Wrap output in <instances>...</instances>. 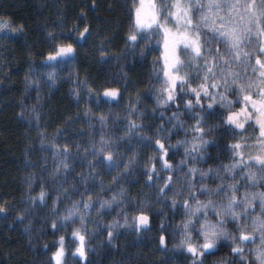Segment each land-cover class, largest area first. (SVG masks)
<instances>
[{"label": "trees", "instance_id": "1", "mask_svg": "<svg viewBox=\"0 0 264 264\" xmlns=\"http://www.w3.org/2000/svg\"><path fill=\"white\" fill-rule=\"evenodd\" d=\"M131 4L132 0H0V18L23 25V32L0 33V203L8 202L7 211L0 213V264H48L60 234H65L66 264H191L189 253L172 248L173 229L161 230V218L155 214L159 209L148 212L149 229L137 233L134 228H119L114 232V243L107 240V225L114 217L123 223L122 205L96 215L100 199H109L121 186L127 190L123 199L128 205L125 211L129 213V223L137 205L148 201L147 207H153L156 203L155 190L148 187L143 168L148 155L156 150L154 146L142 144L133 170L119 176L116 183L111 179L118 175L116 168H109L102 158L94 159L93 145H100L102 131L106 138L123 134L130 103L145 113L143 118L133 113L132 119L150 126L149 134L165 120L159 116V109L152 111V53L141 55L140 48L125 47ZM84 26L89 33L86 40H80L77 29ZM49 32L57 41L73 42L77 48L75 69L69 63L58 66L54 84L46 75L49 65L45 59L53 47ZM101 46L108 55H100ZM247 74L254 75L251 70ZM26 76L38 78L39 86L29 87ZM101 85L119 88L118 100L109 103L102 93L89 98L88 87L99 91ZM138 92L140 103L136 104ZM89 109L91 112L85 115ZM110 109L119 119L109 115ZM100 113L107 116L108 127L104 129L98 119ZM166 114L170 112L166 110ZM53 141L61 146V153L65 144L70 151L57 156V149L51 146ZM138 143L133 136L121 142L119 151L130 154ZM209 151L214 154L216 149L210 146ZM64 155L67 169L60 164ZM115 158L121 165L127 162L123 157ZM57 168L59 172H55ZM102 182L111 187L100 192ZM245 185L252 188L249 180H242L238 185L241 196ZM41 187L48 193L47 202L37 200L33 205L30 197L36 196ZM91 188L97 191L87 213L84 260L71 254L78 241L70 234L73 225L69 222L67 228L61 227L60 217L74 201H79L82 209L91 194L85 189ZM254 190L264 191V183L257 184ZM58 195L60 201L53 212L52 201ZM163 210L168 209L165 206ZM249 211L259 213V200L256 208ZM53 220L58 230L51 228ZM79 226L77 221L75 227ZM229 228L234 230L231 223ZM161 233L169 238L168 248L158 242ZM234 255L229 242L221 241L208 259Z\"/></svg>", "mask_w": 264, "mask_h": 264}, {"label": "snow or ice", "instance_id": "2", "mask_svg": "<svg viewBox=\"0 0 264 264\" xmlns=\"http://www.w3.org/2000/svg\"><path fill=\"white\" fill-rule=\"evenodd\" d=\"M175 16L179 23L175 28L167 27L161 23V13L157 6V0H132L130 14L131 25L126 33L125 47L136 48L137 34L148 35L149 31L156 28L159 34L157 43L162 46V51L158 56H154L153 60L158 61L163 69V75L167 78L168 87L163 88L162 92L157 95L158 104H167L178 97L173 93L177 88V81L182 80L178 66L181 64L182 53L189 55V50L193 55L191 61L199 63L203 55V51L207 48L208 55L203 56V63L211 65L207 67V72L213 75V79H220L225 90H234L241 98V102L232 108L227 114L228 122L238 129H244L246 126L250 129L247 138L248 143L245 151L237 153L239 161H234V166H238L244 162L245 155L248 158L247 176L252 188L245 185L243 195L241 196L239 187L235 183H230L226 191H222L220 186H216L215 193L218 201L212 198L210 193L206 200H195L193 208H188L189 200L182 201L185 208V218L179 225L174 226L175 239L172 241V248L186 251L190 254L191 264H236L237 259L245 260L247 257L243 255L248 244H254L257 235L261 247H247L248 251L253 252L257 264H264V191H255L257 184L264 183V0H197L199 9V23L192 25L189 9L183 7L182 0H175L174 5ZM169 11H172L170 7ZM183 25V26H181ZM7 31L9 34L23 32V25H13L9 20L0 18V33ZM89 28L84 26L82 30L77 29V35L80 40H86V34ZM207 34V37H205ZM52 37V49L48 52L45 63L49 65V71L46 72L49 81L53 84L57 78L55 69L69 63L75 69V59L77 48L73 42L57 41L51 32L48 33ZM144 47H140V54L144 55ZM115 54V53H113ZM100 55L106 56L101 46ZM219 61V63H217ZM239 69V71L237 70ZM251 70L254 75L249 76L247 73ZM258 73V75H256ZM29 87L32 84L39 86V79H31L25 77ZM215 87V84H213ZM207 92V89H205ZM75 96L79 97V89L74 90ZM90 94L99 97L102 93L103 97L108 98L109 103L118 100L120 89L111 86L101 85L99 91L92 87H88ZM195 99L199 102L200 93L196 92ZM140 103V95L137 93L136 104ZM191 103V100L188 101ZM180 105L177 104V107ZM156 109L153 108L152 111ZM35 112V109H33ZM91 112L89 109L85 115ZM137 113L140 118L145 116L143 111L136 108L135 105L129 104V112L125 117L127 124L125 125L122 135H115V138L105 137V133L101 132V142L94 153V159H103L109 168L115 167L118 175L113 176L112 183H116L119 176L123 173L130 172L136 165L139 149L142 144L149 143L154 147L161 149V159L168 156L167 144L160 139V136L167 135V129L160 124L156 125L153 134H149V127L143 123H138L132 119V114ZM23 114V113H21ZM109 115H115L119 119L118 114L109 110ZM36 120L39 121V114H36ZM101 129L108 127L107 116L100 113L98 116ZM182 122V121H180ZM202 130V129H201ZM135 136L140 143L136 144L130 154L125 155L120 152L121 142L126 139L130 140ZM43 144L44 141H41ZM182 143V141H178ZM57 149L56 155L60 156L70 151L67 144L63 145V153L60 151L59 145L54 141L51 145ZM240 147L239 144L236 145ZM80 146H77V151ZM87 149L84 152L87 153ZM120 156L127 160L121 165L120 160L115 157ZM170 159V157H169ZM67 155L60 160L63 168L67 169L69 164ZM166 162V161H165ZM254 162V163H253ZM156 153L154 151L148 155L147 161L144 163L146 182L152 180V175L147 174L155 171L157 167ZM89 166L95 170V165L89 161ZM122 168V171H121ZM57 168L55 172H59ZM55 174V173H54ZM147 174V175H146ZM169 180L172 177H168ZM31 187V185H29ZM111 185H105L103 182L99 186V191H105V188ZM169 187L165 185L164 188ZM164 189H158L163 191ZM65 192L67 189L64 190ZM91 194L87 195L81 209L79 201H74L71 207L65 208L64 214L60 217L61 227L67 228L69 222L73 225L71 236L78 241L71 251L73 256L87 259L86 241L87 236V213L92 209L93 194H96V188L85 189ZM126 189L120 187L118 191L112 193L109 199H100L96 215H101L104 209H111L114 205H122L120 211L123 213V223L120 219L113 218L111 223L107 225V240L114 243V232H118L119 228H134L137 233L150 228L151 216L145 210L148 201H144L135 207V211L131 214V223H129V213L125 211L128 207L124 202ZM48 193L41 187L36 196L30 199L33 205L37 200L41 204H46ZM259 200V213L250 212L249 210L256 208V201ZM60 201L58 195L53 201V212ZM173 200V204H175ZM8 202L0 203V213L7 211L5 205ZM209 207L212 212L209 214ZM119 215V214H118ZM199 220V235L193 237L191 230L192 219ZM77 221L79 227H75ZM232 224L233 229L229 228ZM53 230H58L55 220L50 224ZM163 229V224L161 225ZM168 237L161 233L158 242L165 248H168ZM221 241H227L230 244V252L234 256H219L208 259L209 253H215ZM57 247L52 251L48 264H66L65 257L67 254L65 246V234H60L57 241ZM47 248V244L44 245Z\"/></svg>", "mask_w": 264, "mask_h": 264}, {"label": "clouds", "instance_id": "3", "mask_svg": "<svg viewBox=\"0 0 264 264\" xmlns=\"http://www.w3.org/2000/svg\"><path fill=\"white\" fill-rule=\"evenodd\" d=\"M174 2L175 0H157L161 13L160 22L171 28H175L179 23L175 16V8L172 7ZM182 5L189 9L192 25L199 23L197 0H182ZM158 39L156 28L150 30L148 35L138 33L137 46L132 49L145 46L144 52L152 53V80L149 91L152 92L155 101L156 110L153 113L159 109V116L165 117L160 125L168 131L167 135L160 136L167 144L168 156L161 159V149L155 147L157 167L155 171L147 173L153 177L146 183L149 188L155 190L156 203L153 207L145 209L149 213H152L154 208L159 209L155 214L161 218L160 228L163 224L161 230H166L174 229L175 225L181 224L184 220L185 208L182 201L190 199L192 202L188 204V208H193L196 206L194 202L197 197L203 201L211 193L213 200L219 202L214 191L216 186L226 191L230 183L238 186L242 180H249L247 155L244 162L238 166H234L233 162L239 161L238 152L245 151L250 129L247 126L238 129L228 122L227 114L241 102V98L234 90H225L220 79L214 80L213 75L207 72V67L212 63L211 60L208 65L203 63V56L208 55L207 48L204 49L199 63L191 61L193 55L191 50L188 56L182 53L181 64L177 70L183 79L177 81V88L173 93L178 99L167 104H158L157 95L163 88L168 87L162 65L153 60V57L162 51V46L157 43ZM196 92L200 93L199 102L195 99ZM177 104L180 106L177 107ZM166 110L170 115L166 114ZM237 144L240 145L239 148L236 147ZM210 146L215 147L214 154L209 151ZM225 157L228 162H225ZM168 177L172 179L169 180ZM165 185L169 187L164 188ZM173 200L176 201L175 204ZM165 206L167 211L163 210ZM208 211L211 215V207ZM190 227L193 237H197L199 220L192 219ZM172 234L174 235V231ZM247 247L253 249L261 247L259 236L257 235L254 244H248ZM247 247L243 253L247 259H237L236 264H257L253 252L248 251Z\"/></svg>", "mask_w": 264, "mask_h": 264}, {"label": "rangeland", "instance_id": "4", "mask_svg": "<svg viewBox=\"0 0 264 264\" xmlns=\"http://www.w3.org/2000/svg\"><path fill=\"white\" fill-rule=\"evenodd\" d=\"M3 35H6V34H8V32L7 31H5L4 33H2Z\"/></svg>", "mask_w": 264, "mask_h": 264}]
</instances>
